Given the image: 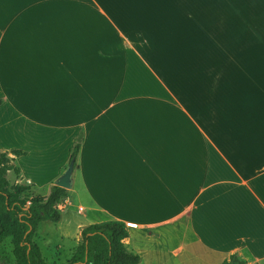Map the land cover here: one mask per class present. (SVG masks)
<instances>
[{
    "label": "crops",
    "instance_id": "obj_1",
    "mask_svg": "<svg viewBox=\"0 0 264 264\" xmlns=\"http://www.w3.org/2000/svg\"><path fill=\"white\" fill-rule=\"evenodd\" d=\"M0 33L8 175L48 195L84 134L60 224L124 222L139 264H264V0H0Z\"/></svg>",
    "mask_w": 264,
    "mask_h": 264
},
{
    "label": "trees",
    "instance_id": "obj_2",
    "mask_svg": "<svg viewBox=\"0 0 264 264\" xmlns=\"http://www.w3.org/2000/svg\"><path fill=\"white\" fill-rule=\"evenodd\" d=\"M3 103L4 99L0 98V106ZM83 138L81 132L72 149L70 161L74 160V170L78 167L77 157ZM12 153L17 157L25 155L21 150ZM13 160L7 152H0V242L12 237L16 264H48L35 238L40 223L62 221L63 213L59 206L67 199L68 189L54 184L46 196L26 195L32 190V185L17 183L11 186L7 179L9 171L20 175V169ZM127 237L126 224L121 221L88 225L81 230L79 244L68 264H139L140 255L129 251L124 243ZM222 264L242 262L232 255Z\"/></svg>",
    "mask_w": 264,
    "mask_h": 264
},
{
    "label": "rangeland",
    "instance_id": "obj_3",
    "mask_svg": "<svg viewBox=\"0 0 264 264\" xmlns=\"http://www.w3.org/2000/svg\"><path fill=\"white\" fill-rule=\"evenodd\" d=\"M7 179L11 186L17 183L26 184L25 181L19 182L18 177L14 173L9 174ZM25 194L34 195L33 190ZM77 197V194L70 193V199L75 205L77 201L80 202ZM81 203L88 207L86 200H82ZM70 209L73 210L75 207H71ZM86 212H88V210H86ZM75 218L77 222L83 223L84 225L91 224V220L85 218L82 214H75ZM76 220L74 219V221L69 224L66 223L67 221H64L62 224L44 221L35 241L40 246L48 264H68L71 261L76 247L79 244L81 234V232L79 234ZM0 262H4L5 264H16L12 237H7L0 242Z\"/></svg>",
    "mask_w": 264,
    "mask_h": 264
},
{
    "label": "water",
    "instance_id": "obj_4",
    "mask_svg": "<svg viewBox=\"0 0 264 264\" xmlns=\"http://www.w3.org/2000/svg\"><path fill=\"white\" fill-rule=\"evenodd\" d=\"M129 42H127L126 40H122L120 42V44H118L117 48L125 49V48L132 46L136 50H139L144 44V43L142 44V42L140 40L135 39V38L130 39ZM116 50H118V49H116ZM73 171H74V160H71L69 165H68L67 170L64 172V174L62 176H60L58 178L55 185L60 186V187L65 188V189H71Z\"/></svg>",
    "mask_w": 264,
    "mask_h": 264
},
{
    "label": "built area",
    "instance_id": "obj_5",
    "mask_svg": "<svg viewBox=\"0 0 264 264\" xmlns=\"http://www.w3.org/2000/svg\"><path fill=\"white\" fill-rule=\"evenodd\" d=\"M59 208H60V206H59Z\"/></svg>",
    "mask_w": 264,
    "mask_h": 264
}]
</instances>
